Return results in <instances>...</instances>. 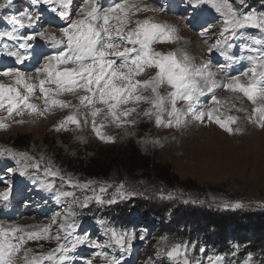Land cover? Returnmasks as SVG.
<instances>
[{"label": "snow or ice", "instance_id": "obj_1", "mask_svg": "<svg viewBox=\"0 0 264 264\" xmlns=\"http://www.w3.org/2000/svg\"><path fill=\"white\" fill-rule=\"evenodd\" d=\"M246 0H186L187 5L196 9L200 6H210L212 10L219 15L221 30L219 37L213 41L203 40L209 44L206 62L198 66H190L188 56L181 53L183 62L177 59L173 53H162L155 51L152 45L159 43H172L175 39V29L159 22H155L150 18L144 20H131L129 12L133 14L139 12H167L166 0L164 3L156 6L153 3H137L128 5L126 3H116L110 7H102L98 0H82L83 6L78 9L80 19H72L67 9L72 5L73 0H30V7L26 6L17 17L13 15V20L23 27L31 30L27 33H18L16 29L3 33L9 40H15L19 49L25 50L23 53L19 51H10L5 54L14 58L17 63H23L26 59H31L28 51L32 47L33 42L39 37L40 39L50 40L54 43L55 36L47 35L44 31H38L40 27L39 21L41 14L36 10L38 5L48 6V10L61 20H67L66 26L60 27L61 35L67 41L66 50L56 51L53 54L45 55L43 59L46 61L41 67L35 69L36 76L39 78L43 74L47 79H39V96L36 99L43 101V108L37 104L31 103L34 91L33 85L29 84L25 79V74L17 68L0 69V76L13 77L14 84L17 87L6 86L0 83V110H6L7 116L0 117V129L5 128L6 119H10L13 115L23 116L25 111L28 114L43 116L52 108H74L76 107L70 101L60 100L54 97L64 92L74 93L77 89H82L87 95L79 97V104L91 109L92 117L91 127L95 136L104 143L114 142L112 137L106 136L102 132L104 124L97 125L96 117L102 109L97 108L96 104L106 107L105 118H110L112 123L117 127H135L139 121L129 120L128 118L137 113V107L123 108L122 105H136L141 102L150 104V108L138 112L139 116L153 121L157 127H182L186 126V117L190 115L196 122L203 123L205 120V111L198 108V97L205 93L210 94L209 100L212 103H218L215 96V90L223 88L232 92L242 93L249 102L255 103L257 99L264 101V89L257 86L255 80H250L246 86L239 83L241 76H248L249 73L253 77L257 75V62L259 66L264 68V11L259 15L253 10L245 11L242 7ZM11 3V0H9ZM240 5V7H238ZM110 19L117 21L116 25H110ZM134 25V27H129ZM211 25L201 28L200 35L205 37L211 33ZM125 28L128 30L125 31ZM253 29L260 33V37H253L249 43H245L241 47L242 52L250 53L249 60L251 66L237 75H226L225 64H213L211 53L213 50L218 51L222 56L224 49L220 47L223 43L226 48L233 47L232 41L237 36H242L244 30ZM115 37V39H114ZM131 45V47L127 46ZM139 46L137 50L136 46ZM122 49V50H121ZM117 59L123 58V63H116ZM228 60H234L235 57L229 55ZM52 61L60 63L74 62L79 64L78 69L55 71L52 70ZM90 61V63H84ZM215 67L218 71L213 72ZM146 68L156 69L155 75L149 76L141 81L136 79ZM223 76L228 82L222 83L216 80V76ZM264 77V71L259 73ZM55 85L54 89H46L45 85ZM23 86V93L19 90V86ZM167 86L168 91L162 94L161 89ZM151 92V96H145L144 91ZM50 97H53L50 99ZM5 101H7L5 107ZM178 101H183L184 107H178ZM240 109H238L239 111ZM253 113H259L258 126L264 128V108H254ZM167 115L165 122L163 117ZM207 119L215 122L218 127L227 132L229 135L240 134L242 129L233 128L232 125L237 123V118L230 116L225 120L214 117L213 110L207 111ZM23 123V121H17ZM69 124L81 127L80 121L75 114L68 115L60 121L55 128L59 132L66 130ZM88 124L87 116L84 119V125ZM134 135L135 133H130ZM82 142L83 138H78ZM141 143H159L157 140H150L147 136L140 141ZM0 158L11 160L15 165L20 167L17 173L15 169L8 168L11 174H19L21 176L31 175L25 171L27 168L42 172L43 176L53 178L52 181L33 180V184L43 191L51 192L54 200L60 204L64 211L58 210L52 218L53 223L59 225L61 236L58 232L55 237L46 235L50 232V227H44L40 232H26L21 227H12L5 229L0 226V264H16L15 258L18 253L23 250V264H42L44 261L52 262V264H73L75 259L73 253L80 246H87L92 249H101L107 251L95 252L92 256L83 258L85 264H95L96 259H101L102 264H125L124 255L130 254L134 241L137 239L135 230L120 229L108 223L99 221L105 239L103 242L92 239L90 233H79L77 217L83 213V210L95 202L99 205H111L117 200H127L134 198L138 193L134 189L127 188L124 182L115 186V191L110 198L104 199L100 196L88 197L85 195L83 199L77 197L74 192L66 189H57L54 183L55 179H59L61 185H67L72 189H83L85 192L91 190L97 191L93 187L92 181L74 180L71 175L65 176L62 170L57 167L55 170L51 166V162L41 168V161L32 162V157L27 152L13 149H0ZM23 162V166L21 164ZM6 191L0 193V210L10 207L11 187L10 181L4 180ZM99 191L107 196L109 186L105 183L99 187ZM63 198V203H60ZM159 199H174L175 197L169 193L167 196L161 194ZM184 203H203V201L184 200ZM225 208H240L243 205L236 203L232 205L224 204ZM79 209V211L77 210ZM147 230L139 235L141 241L147 240L145 234ZM23 233V235H18ZM55 239L57 247L45 255L33 256L29 259V251L24 248L27 241H41ZM64 241L63 243L61 241ZM167 237L158 238V245L166 243ZM235 247H239L236 245ZM171 250L167 251L169 261L175 262L177 258L183 257L179 264H192L189 259V247L184 243H173ZM114 250H119L120 256L113 254ZM206 251L201 248V252ZM58 254V255H57ZM161 253L158 251L157 255ZM252 253L243 261V264H253ZM209 264H224L222 257L209 256L206 257ZM145 264H154L150 257Z\"/></svg>", "mask_w": 264, "mask_h": 264}, {"label": "rangeland", "instance_id": "obj_2", "mask_svg": "<svg viewBox=\"0 0 264 264\" xmlns=\"http://www.w3.org/2000/svg\"><path fill=\"white\" fill-rule=\"evenodd\" d=\"M2 1L1 8H5L9 4V0ZM153 3L158 6L164 3L165 0H125L122 3L128 5L137 3ZM167 2V0H166ZM11 4V3H10ZM12 4H16V10H21L30 5V0H13ZM18 6V7H17ZM245 4L242 6L244 8ZM240 7V5H238ZM131 20H144L150 18L155 22L166 24L175 29V39L172 43L156 42L152 45L155 51L168 54L173 53L177 59L183 62L181 53H185L189 60L190 66H198L206 62L208 55L209 44L204 43L203 40H210L212 34L205 36L204 39L197 38L196 33L190 34L188 31L182 30L186 26L185 22L178 21L181 14H171L167 12H139L130 14ZM194 14L205 17L203 23H192L189 29L194 31L197 28H202L209 24L211 17H217L218 14L212 9H206L205 13H199L195 9ZM162 15V16H161ZM82 18L79 14L75 19ZM214 20L210 25L211 33L219 37L221 30L220 18L218 21ZM14 21V20H13ZM6 18L0 20V39L6 41L1 37L3 31L17 29L18 33H24L15 26V23ZM115 19H110V25L117 24ZM216 21V22H215ZM178 22V26L173 24ZM42 27H43V22ZM134 27V25H129ZM27 28V27H25ZM128 29L125 28V31ZM56 31V30H55ZM55 38L58 36L56 32L53 33ZM253 37H260V33L253 29H246L242 36H237L232 41L233 47L230 51L233 53L235 59L245 61V65H236L228 62L225 66V73L232 69H238L239 73L251 66L249 60L250 53L242 52L241 47L245 43H249ZM115 39V37H114ZM50 41V40H49ZM44 43V42H42ZM45 45V44H44ZM131 47V45H127ZM65 44L61 42L59 49L63 50ZM225 49L227 54L229 48H226L222 43L220 45ZM139 50V46H136ZM122 50V49H121ZM227 58L228 55H225ZM90 63V62H89ZM44 64V63H43ZM42 64V65H43ZM214 64V63H213ZM40 65L39 67H41ZM57 64L53 63L52 67ZM66 65L65 67H63ZM61 65V69L74 70V65L66 63ZM72 65V68L68 66ZM215 65V64H214ZM59 67V68H60ZM79 68V65H78ZM241 70V71H240ZM63 71V70H62ZM213 72L218 70L213 67ZM264 71V68L259 66L257 62V75L241 76L239 83L246 86L250 80H255L258 88L264 89V77L259 73ZM156 69L146 68L144 72L136 77L138 80H145L149 76L155 75ZM47 79L43 74L37 77L35 71L29 76H25L26 81L33 85L34 91L32 93L31 103L37 104L43 108V101L36 99L39 94V79ZM218 82L227 83L228 81L220 75L216 76ZM0 83L6 86L17 87L14 84L13 77L0 76ZM46 89H54L55 85L46 84ZM19 90L23 93V86H19ZM171 91L167 86L161 89L162 94ZM145 96H151V92L144 91ZM87 95L82 89H77L74 93L64 92L61 95L54 97L64 101H70L76 107L74 108H52L43 116L30 115L25 111L23 116L13 115L12 118L6 119L5 128L0 129V149H13L22 152H27L32 157V162L41 161V156L44 159L41 161V168L51 162V166L55 170L59 167L63 174L67 177L71 175L74 180L83 182L92 181L93 187H97V191L91 190L85 192L83 189H72L67 185H61L59 179H55L54 183L57 189H66L83 199L85 195L88 197H96L99 193V187L105 183L109 186L107 196L103 194V198L107 199L112 196L115 191V186L124 182L127 188L138 189L139 187L147 186L150 182L159 191L157 195L158 201L166 202L168 199H159L161 191L165 196L171 193L175 198L169 201H175L178 206L185 207L190 205L198 210H205L206 212H216L223 209L228 211H238V215H258L264 213V128L258 126L259 113H253L254 108H264V101L257 99L255 103L249 102L242 93L232 92L223 88L215 90V96L218 103H212L209 100V95L205 93L198 97V108L205 111V120L203 123L196 122L190 115L186 117V126L182 127H157L153 121H148L147 118L138 115L145 109L150 108V104L141 102L138 106L128 104L122 105L121 109L127 107H137V113H133L128 119L139 121L135 127H117L112 123L110 118H105L106 107L96 104L97 108L102 109L100 114L95 118L97 125L104 124L102 132L104 135L112 137L114 142L104 143L98 139L92 131L90 116L91 109L79 104V97ZM53 97H50V99ZM7 101H5L6 107ZM184 103L178 101L177 106L180 107ZM213 110L214 117L225 120L230 116L237 118V123L232 125L233 128L239 127L242 129L240 134L229 135L227 132L221 130L218 125L207 119V111ZM238 109H240L238 111ZM75 114L80 121L81 127L69 124L66 130L55 131L56 126L60 121L65 119L68 115ZM6 110H0V117H6ZM87 116L88 124L84 125V119ZM166 122L168 117L165 114L163 117ZM23 123H17V121ZM130 133H135L131 135ZM148 137L150 140H157L159 143H141L140 141ZM78 138H83L82 142ZM18 140V142L16 141ZM131 146L135 149L137 154L142 158H147L148 168H137L135 172L129 173L119 162L120 155L125 154L126 148ZM135 147V148H134ZM126 157V156H125ZM124 157V158H125ZM99 159L98 172H105L106 176H99L98 178L86 177L84 172L85 166L91 163V160ZM145 160V159H144ZM109 163V164H106ZM23 166V162L21 167ZM13 168L18 173L20 167L15 165L11 160L0 158V177L4 180L10 181L11 194L10 197L18 196L19 200L23 201L19 204V213L14 218L0 217V226L10 229L12 227H21L26 232H40L44 227H50V232L46 235L55 237L59 232L61 236L59 225L52 222L53 216L58 210L64 211L60 204L53 199L51 192L43 191L33 184V180L37 179L41 182L52 181L53 178L43 176L42 172L27 168L25 171L31 175L21 176L19 174H11L7 171L8 168ZM85 169V170H84ZM146 169V170H144ZM154 169V170H153ZM103 175V174H102ZM164 178V179H162ZM168 183V184H167ZM146 189V188H145ZM149 188L146 189V191ZM6 191V186L0 187V193ZM10 198V199H11ZM184 200L203 201V203H184ZM126 200H117L113 206H119L125 203ZM60 203H63L61 198ZM243 205L240 208L227 207L223 205L236 204ZM92 203H90V206ZM108 207L107 204L100 205ZM3 208L0 211H4ZM79 211V209H77ZM85 210V209H84ZM20 216V217H18ZM135 216H137L135 214ZM189 214L186 212V217L189 219ZM176 224L181 222L186 227H190L191 232L197 230L196 221L187 220L182 213L175 216ZM180 218V219H179ZM11 219V220H10ZM107 223L100 214H96L92 223L85 225L82 221L77 220L79 233H90L92 239H97L101 242L105 239L103 231L100 227L99 221ZM173 220V219H172ZM6 222V223H5ZM136 220L135 225H139ZM167 223V220L165 221ZM21 225V226H20ZM201 225L202 221H201ZM176 227L174 230H176ZM128 230H133V225ZM147 230L146 241H141L139 235ZM137 239L134 241L133 249L130 254H125L123 259L125 264H145L150 257L154 264H179L183 257L177 258V261L172 262L167 258V251L171 250L169 243H160L158 245L159 236L155 237L153 234V227H144L143 225L136 227ZM18 235H23L19 233ZM196 235L202 237L212 238L210 231H203L201 229ZM64 242L63 240L61 241ZM192 246L194 247L192 249ZM57 247L55 239L41 240V241H27L24 245L25 249L29 251V259L33 256L45 255ZM189 259L192 264H209L206 257L219 256L213 251L204 247H198L194 244L188 245ZM201 248L206 251L201 252ZM107 251L101 249H92L85 246L77 248L73 253L75 259L73 264H85L83 258L92 256L95 252ZM158 251L161 253L157 255ZM113 254L120 256L119 250H114ZM58 255V254H57ZM236 254L230 253L223 255L224 264H236ZM221 257V256H220ZM16 264H23V250L17 254L15 258ZM163 261H165L163 263ZM42 264H52V262L44 261ZM95 264H102L101 259H96Z\"/></svg>", "mask_w": 264, "mask_h": 264}, {"label": "trees", "instance_id": "obj_3", "mask_svg": "<svg viewBox=\"0 0 264 264\" xmlns=\"http://www.w3.org/2000/svg\"><path fill=\"white\" fill-rule=\"evenodd\" d=\"M260 1L262 0H251L250 5L255 6ZM16 141L18 142V140ZM126 151L125 154L120 155L121 159L119 161L125 168L124 170L131 174L137 168H148L149 163L146 160L147 158L140 157L137 154L138 151L131 148V146H128ZM99 162V159L91 160V163L84 167L86 169L84 172L86 177L98 178L99 176H106L105 172L97 173ZM152 182L147 186L136 189L135 191L138 195L127 199L122 205L102 207L92 202V205L83 210V213L77 218L86 221L90 220L92 216L95 217L96 214H102L111 226L120 230L121 228L127 229L131 227L127 218L133 210L138 211L147 224L156 223L159 234L167 237L171 243H174L176 240H181V234L176 232L177 229H180L181 222L178 220L176 224L175 216L182 213L185 219L196 221L198 224L196 232H199L201 229L211 232L213 241L216 243L214 245L215 250H229L228 239L231 238L239 246L238 254L240 258L249 253H258V258L264 259V213L258 215H244L246 213L238 215V211H228L225 209L223 211L220 209L216 212H206L205 210H198L197 207L193 208L191 206L178 208L177 202L174 204V208H172L167 206L166 202L158 201L157 195L159 191L152 185ZM145 188L149 189L146 191ZM169 210H172L170 215L173 220L165 223ZM186 212L190 215L189 219L186 217ZM201 221L203 225H201ZM176 225L177 228L174 230ZM247 232L251 233L250 237H247ZM178 243L181 242L178 241Z\"/></svg>", "mask_w": 264, "mask_h": 264}, {"label": "bare ground", "instance_id": "obj_4", "mask_svg": "<svg viewBox=\"0 0 264 264\" xmlns=\"http://www.w3.org/2000/svg\"><path fill=\"white\" fill-rule=\"evenodd\" d=\"M139 3V2H138ZM205 7H209V6H207V5H204V6H200V7H198V8H205ZM76 13V12H75ZM162 16V15H161ZM220 17H219V15L217 16V17H213V18H211V23L212 22H214V20L215 19H217L216 21H218V19H219ZM221 19V18H220ZM215 21V22H216ZM66 24V23H65ZM196 36H197V38H201V39H204L205 37H201V35H200V31L199 32H196ZM217 38V36H214V35H212L211 36V38H210V40H208V41H213L214 39H216ZM89 63V62H88ZM35 64V63H34ZM29 66H31V65H29ZM69 68H72L73 66L72 65H70V66H68ZM11 220V219H10ZM6 223V222H5ZM21 226V225H20ZM18 227V226H17ZM169 236V235H168Z\"/></svg>", "mask_w": 264, "mask_h": 264}]
</instances>
